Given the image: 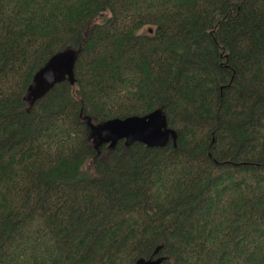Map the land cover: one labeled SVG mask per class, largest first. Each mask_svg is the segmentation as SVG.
<instances>
[{"label":"trees","instance_id":"16d2710c","mask_svg":"<svg viewBox=\"0 0 264 264\" xmlns=\"http://www.w3.org/2000/svg\"><path fill=\"white\" fill-rule=\"evenodd\" d=\"M67 46L75 82L30 105ZM159 107L176 144L88 138ZM152 255L264 264V0H0V264Z\"/></svg>","mask_w":264,"mask_h":264},{"label":"water","instance_id":"95a60500","mask_svg":"<svg viewBox=\"0 0 264 264\" xmlns=\"http://www.w3.org/2000/svg\"><path fill=\"white\" fill-rule=\"evenodd\" d=\"M79 52L80 46H67L51 55L36 70L24 96L30 105L44 96L55 84L65 79L71 83L75 82V63ZM87 124L88 138L96 149L104 143L109 148H114L120 139H123L127 146L134 141L143 142L148 146H164L170 139L176 144V130L169 125L166 112L160 107L143 115L113 117L97 123L88 117ZM164 258L141 256L136 260V264H162Z\"/></svg>","mask_w":264,"mask_h":264},{"label":"bare ground","instance_id":"6f19581e","mask_svg":"<svg viewBox=\"0 0 264 264\" xmlns=\"http://www.w3.org/2000/svg\"><path fill=\"white\" fill-rule=\"evenodd\" d=\"M156 250H158V249H156ZM155 252H157V251H155ZM153 256V255H152ZM154 257V256H153ZM156 257H158V256H156Z\"/></svg>","mask_w":264,"mask_h":264}]
</instances>
